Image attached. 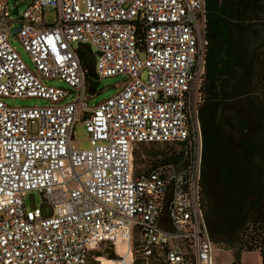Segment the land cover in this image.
I'll use <instances>...</instances> for the list:
<instances>
[{
  "label": "built area",
  "instance_id": "1",
  "mask_svg": "<svg viewBox=\"0 0 264 264\" xmlns=\"http://www.w3.org/2000/svg\"><path fill=\"white\" fill-rule=\"evenodd\" d=\"M22 2L14 20L0 0V264H88L119 239L131 252L135 241L143 264H214L202 195L205 0ZM16 22L34 70L10 43ZM116 76L117 93L91 107L98 83ZM11 97L48 104L12 107ZM79 121L89 149L75 146ZM152 144L174 149L137 169L139 146ZM32 191L51 217L26 207Z\"/></svg>",
  "mask_w": 264,
  "mask_h": 264
},
{
  "label": "trees",
  "instance_id": "2",
  "mask_svg": "<svg viewBox=\"0 0 264 264\" xmlns=\"http://www.w3.org/2000/svg\"><path fill=\"white\" fill-rule=\"evenodd\" d=\"M205 4L204 213L215 246L239 254L259 252L264 264V168L256 162L257 146L264 151V0ZM82 59L90 82L93 58L82 54ZM144 146L156 147L139 149ZM106 255L120 259L112 248Z\"/></svg>",
  "mask_w": 264,
  "mask_h": 264
},
{
  "label": "rangeland",
  "instance_id": "3",
  "mask_svg": "<svg viewBox=\"0 0 264 264\" xmlns=\"http://www.w3.org/2000/svg\"><path fill=\"white\" fill-rule=\"evenodd\" d=\"M9 1V10L10 16L12 19L16 20L17 16L13 14V8L15 5H19V16H22L23 12L27 8L28 2H22V0H8ZM57 18L56 11L54 9H49L45 12L44 19L47 24L52 25L55 23ZM19 23L12 24V33L10 36V43L12 46L19 52L27 66L34 70V65L28 53L24 50L22 44L19 42L16 35L13 34V31L16 27H18ZM125 80L122 76L116 77H108L102 79L97 86L98 93L92 100H90L89 104L91 107H95L102 101L112 97L119 90V86ZM47 85H53L58 87L68 88L66 84L58 79L54 80H46ZM93 93H90V96ZM69 98L66 101H71ZM5 103L12 107H35V106H44L48 104L45 100L39 98H6ZM74 143L77 148L81 149H89L91 147V142L88 139V133L85 125L82 121H79L74 129ZM168 148L174 149L172 146H144L140 148L137 152V161L135 163V167L139 169V167L143 168L144 165H148L150 161H154L157 159L158 155H164L167 153ZM176 148V147H175ZM259 154L257 155L256 162L257 164L264 168V151L261 152V147H258ZM154 151H158V153L152 154ZM25 205L28 209L39 208L42 211L43 216L51 217L54 213L53 207L36 191L29 192L25 197ZM129 241L125 239H119L116 243L121 244L120 248H124ZM134 246V247H133ZM113 249L114 253L120 258L119 260H111L107 257L106 251ZM135 241L132 242V254L130 255V259L125 260L121 256L116 253L115 247L112 243L103 244L100 249H97L92 252V255L89 258L88 264H103V259L107 258L110 260L105 264H143L140 258H136L135 254ZM100 254V255H99ZM242 258V264H262L260 255L255 253H236L232 250H227L224 248L215 247V260L216 264H241L238 260V256ZM133 260V261H131Z\"/></svg>",
  "mask_w": 264,
  "mask_h": 264
},
{
  "label": "bare ground",
  "instance_id": "4",
  "mask_svg": "<svg viewBox=\"0 0 264 264\" xmlns=\"http://www.w3.org/2000/svg\"><path fill=\"white\" fill-rule=\"evenodd\" d=\"M120 245L121 244L116 243V247H115L116 253L125 260H128L130 258V255L132 254L130 243L128 242L124 248H120ZM109 261L110 260H108L107 258H104L103 264L108 263Z\"/></svg>",
  "mask_w": 264,
  "mask_h": 264
},
{
  "label": "water",
  "instance_id": "5",
  "mask_svg": "<svg viewBox=\"0 0 264 264\" xmlns=\"http://www.w3.org/2000/svg\"><path fill=\"white\" fill-rule=\"evenodd\" d=\"M13 14L16 15V16L18 15V9H17V8H15V9L13 10ZM21 27H22V25L19 24L18 27H16V28L14 29L13 34L15 35L16 33H18V32L20 31Z\"/></svg>",
  "mask_w": 264,
  "mask_h": 264
},
{
  "label": "crops",
  "instance_id": "6",
  "mask_svg": "<svg viewBox=\"0 0 264 264\" xmlns=\"http://www.w3.org/2000/svg\"><path fill=\"white\" fill-rule=\"evenodd\" d=\"M243 253H255V254L260 255L259 252H243ZM260 258H261V257H260ZM261 261H262V260H261ZM239 262H241V264H242V258L240 259ZM214 264H216V260H215V252H214Z\"/></svg>",
  "mask_w": 264,
  "mask_h": 264
}]
</instances>
